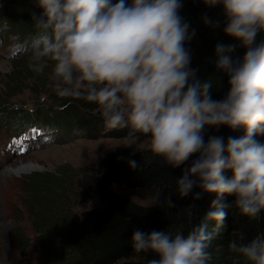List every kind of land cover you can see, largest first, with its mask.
Listing matches in <instances>:
<instances>
[{"label": "clouds", "instance_id": "1", "mask_svg": "<svg viewBox=\"0 0 264 264\" xmlns=\"http://www.w3.org/2000/svg\"><path fill=\"white\" fill-rule=\"evenodd\" d=\"M202 2L220 7L223 34L234 41L214 48L215 69L228 78L219 100L212 96L216 78L201 79L191 67L185 44L195 32L179 14L182 0H35L40 15L32 17L29 69L41 75L50 68L57 96L94 105L106 127L127 129L126 138L143 143L153 158L172 168L191 160L176 180L179 197L197 187L215 194L187 234L133 233V251L154 257L147 264H207L210 243L232 206L225 197H234L239 214L250 220L264 210V143L256 139L264 136V0ZM205 23L220 27L216 20ZM238 47L242 57L234 56ZM221 127L245 133L205 139L207 129ZM167 205L173 206L170 199ZM240 241L229 242L232 264H264V234Z\"/></svg>", "mask_w": 264, "mask_h": 264}, {"label": "trees", "instance_id": "2", "mask_svg": "<svg viewBox=\"0 0 264 264\" xmlns=\"http://www.w3.org/2000/svg\"><path fill=\"white\" fill-rule=\"evenodd\" d=\"M33 14L40 15L35 0H0V43L6 37V40L15 39L16 46L24 50V55L28 59L29 44L36 34L32 23ZM179 14L189 24V31L195 32L191 41L185 44L192 54L191 67L199 69L197 76L201 79L216 78L218 83L212 96L216 100L222 99L228 91V78L215 69L214 48L218 42L230 44L234 41L225 37L221 28L214 29L210 24L205 23V18H208L219 21L220 26L223 24L220 7H208L202 0H186L182 3ZM243 54L244 50L238 47L234 56L242 57ZM28 63L29 61L26 64ZM22 67H16L15 71L19 72L24 69ZM42 75H33L38 85L43 84ZM49 87L50 104L43 108L44 113L13 115L16 119L20 118V124L15 127L16 130H20L18 136L29 130L36 131L38 135L45 136L44 138L48 136L47 131L53 130H60L70 135L77 131L82 134L81 136H98L104 123L95 106L84 100L61 98L56 95L51 85ZM6 113L8 112L2 111L1 118ZM127 131V129H115L107 135L126 138ZM244 133L245 129L242 127L235 130L221 127L218 131L210 128L205 132V139L218 135L223 136L227 141L230 136L241 138ZM256 139L264 143V136H257ZM131 161L136 162L135 167H130ZM190 163L191 160L188 164ZM188 164L180 168H172L163 161L153 158L148 149L144 151L121 149L112 151L95 164L80 169L75 180L76 187L85 197L95 195L100 206L85 210L69 220L56 218V222L57 220L62 222L61 229L47 228L50 224L41 223L43 225L40 228L43 233H40V236L44 239V252L48 255L49 263L147 264L149 259L154 258L152 254H138L132 249L131 237L136 230L145 233L153 230L172 233L182 231L187 234L192 226L203 220L216 198L215 194L203 193L198 187L194 188L189 196L179 197L176 180ZM225 175L230 177L231 173L226 172ZM33 180L34 199L36 196H39V199L47 196V191L44 189L46 185L52 182L53 185L58 183V180L56 181L48 173H36L33 175ZM114 184L125 186L127 189L145 190L152 203L147 206L132 203L113 191ZM54 191L57 189L55 188ZM196 192H201L199 199L193 198ZM157 194H160V202L154 205V197ZM169 199L173 206L167 205ZM234 200V197L224 198V202L232 206L226 209L227 218L224 227L210 243L208 248L210 258L207 264H232L228 253L231 240L236 239L241 242L240 238L243 237L242 242L246 243L257 234H264V210L261 211L258 219L250 220L239 214L234 206ZM35 202L42 204L40 200ZM41 206L39 210L44 209ZM213 228L214 224L209 222V231ZM240 264H243V261Z\"/></svg>", "mask_w": 264, "mask_h": 264}, {"label": "rangeland", "instance_id": "3", "mask_svg": "<svg viewBox=\"0 0 264 264\" xmlns=\"http://www.w3.org/2000/svg\"><path fill=\"white\" fill-rule=\"evenodd\" d=\"M219 28L223 29V24ZM6 39L0 43V114L8 112L2 118L0 116V264H50L44 252L40 226L48 223L47 228L61 229L62 222H56V218L69 220L100 206L95 195L85 197L76 187L78 171L95 164L112 151H144L147 148L143 143L137 144L127 138L108 136L107 133L115 129L105 124L96 137L81 136L77 131L70 135L60 130L47 131L46 138L34 130L18 136L20 130L15 127L20 124V118L13 115L33 112L40 115L50 104V69L42 75L43 84L38 85L33 76L35 73L30 72L26 64L29 59L24 50L16 46L15 39ZM18 66L24 69L15 71ZM19 163H33L35 167L21 175L9 171ZM36 173H48L58 180L57 185L52 182L44 187L47 196L43 199L33 197V175ZM112 188L117 195L137 205L152 203L145 190L115 184ZM39 206L44 209L39 210Z\"/></svg>", "mask_w": 264, "mask_h": 264}, {"label": "bare ground", "instance_id": "4", "mask_svg": "<svg viewBox=\"0 0 264 264\" xmlns=\"http://www.w3.org/2000/svg\"><path fill=\"white\" fill-rule=\"evenodd\" d=\"M34 167L35 164L33 163H19V165L12 167L9 171L16 175H21L23 173L31 172Z\"/></svg>", "mask_w": 264, "mask_h": 264}]
</instances>
